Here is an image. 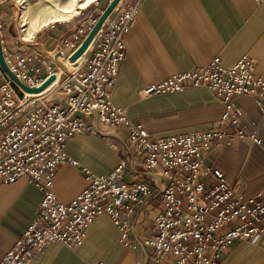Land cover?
Returning <instances> with one entry per match:
<instances>
[{"label": "built area", "instance_id": "obj_1", "mask_svg": "<svg viewBox=\"0 0 264 264\" xmlns=\"http://www.w3.org/2000/svg\"><path fill=\"white\" fill-rule=\"evenodd\" d=\"M115 11L80 58L82 67L62 80L57 77L56 84L43 92H25L0 65V189L28 177L44 190L35 220L0 264H33L51 243L75 249L102 214L119 227L122 243L134 246L129 219L157 196L164 208L144 240L151 250L150 264H218L222 251L235 241L264 235L260 198H245L221 169L205 163V153L218 143L232 145L246 135L243 129L232 133L223 126H239L245 115L235 103L237 97L264 99V73L256 72L249 57L232 67L216 57L204 67L148 86L142 91L146 98L206 87L226 105L219 129L154 139L143 123L132 120L112 99L126 58L125 35L137 21L139 3H125ZM85 34L80 26L65 39L64 46L73 49L67 60ZM3 53L10 70L26 86L39 87L49 76H57L54 69L40 76L39 54L4 47ZM93 119L104 127L123 128L132 157L122 159L109 175L84 168L89 186L70 203H62L53 192L55 174L63 163L78 164L65 147L74 137L95 132ZM250 136L260 143L254 131Z\"/></svg>", "mask_w": 264, "mask_h": 264}, {"label": "crops", "instance_id": "obj_2", "mask_svg": "<svg viewBox=\"0 0 264 264\" xmlns=\"http://www.w3.org/2000/svg\"><path fill=\"white\" fill-rule=\"evenodd\" d=\"M111 1L95 0L72 20L46 25L32 39L19 40L6 28L9 0H0L3 47L39 54L40 76L46 77L50 69L56 71L54 58L60 62L73 52L64 46L65 39L80 26L87 35ZM136 2L138 18L125 35L126 58L112 91L113 102L126 109L132 120L143 123L154 139L219 129L226 105L209 88L193 87L148 98L142 91L173 75L204 67L216 57L226 67L249 57L256 63V72L264 73V4L255 0H121L118 6ZM115 15L114 10L110 17ZM81 60L68 61L75 65ZM81 67L82 63L78 69ZM235 103L245 115L239 126L223 127L232 133L243 129L246 135L232 145L218 143L205 153V163L221 169L227 182L236 184L245 198L259 197L264 203V99L242 95ZM93 121L103 133L80 134L65 147L78 164L63 163L55 174L53 192L62 203H70L89 186L84 168L109 175L122 159L132 157L123 128ZM252 131L260 143L251 138ZM43 198L44 190L28 177L0 189V263L35 220ZM163 208L157 196L130 217L129 239L135 247L122 243L119 227L102 214L81 245L70 249L51 243L33 264H150L151 250L144 240L151 236L154 218ZM218 264H264V235L252 241H235L222 251Z\"/></svg>", "mask_w": 264, "mask_h": 264}, {"label": "rangeland", "instance_id": "obj_3", "mask_svg": "<svg viewBox=\"0 0 264 264\" xmlns=\"http://www.w3.org/2000/svg\"><path fill=\"white\" fill-rule=\"evenodd\" d=\"M69 1L70 2H60V0L59 2L57 0H9L11 9L8 18L9 27L6 28H8V31L19 40L32 39L39 31L48 26L70 21L67 20L69 18L67 10L72 8L71 5H73V2L72 0ZM76 1L77 3L80 2V0ZM80 11L83 12L85 9L83 8ZM54 60L57 64L56 71L60 72V80L68 73L75 72L84 61L81 60L78 64L72 65L67 59L62 58L60 62L56 60V58H54Z\"/></svg>", "mask_w": 264, "mask_h": 264}, {"label": "water", "instance_id": "obj_4", "mask_svg": "<svg viewBox=\"0 0 264 264\" xmlns=\"http://www.w3.org/2000/svg\"><path fill=\"white\" fill-rule=\"evenodd\" d=\"M121 0H112L108 7L103 11L101 16L99 17L97 23L93 26L90 33L78 47V49L73 53L70 57V62L75 63L78 61L88 50L89 46L91 45L93 39L97 35L98 31L101 29L103 24L107 21L113 11L116 9L118 4ZM0 65L2 66L3 70L25 91L28 93H40L45 91L56 79L57 76L55 74L49 76L46 81L39 87H29L22 83L19 78L10 70L8 65L6 64L4 53H3V43L1 37V30H0Z\"/></svg>", "mask_w": 264, "mask_h": 264}, {"label": "bare ground", "instance_id": "obj_5", "mask_svg": "<svg viewBox=\"0 0 264 264\" xmlns=\"http://www.w3.org/2000/svg\"><path fill=\"white\" fill-rule=\"evenodd\" d=\"M58 2H59V0H57ZM95 0H80V2H78L77 3V1L76 0H72V2H73V5H71L72 6V8L71 9H68L67 10V15H68V19H71L72 17H74L75 15H77L79 12H80V10L81 9H83V8H85V7H87L88 5H90L92 2H94ZM60 2H70L69 0H60ZM63 67H64V65H63ZM67 70V69H66ZM59 75H60V72H57V77H59ZM57 80V79H56ZM55 80V81H56ZM54 81V82H55ZM53 82V83H54ZM52 83V84H53ZM51 84V85H52ZM50 85V86H51ZM49 86V87H50Z\"/></svg>", "mask_w": 264, "mask_h": 264}]
</instances>
